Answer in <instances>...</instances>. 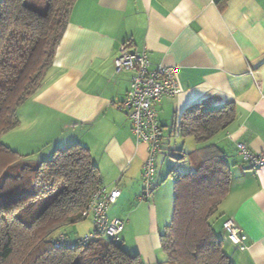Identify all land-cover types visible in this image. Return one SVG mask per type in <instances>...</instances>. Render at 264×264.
I'll return each instance as SVG.
<instances>
[{"label":"crops","instance_id":"obj_1","mask_svg":"<svg viewBox=\"0 0 264 264\" xmlns=\"http://www.w3.org/2000/svg\"><path fill=\"white\" fill-rule=\"evenodd\" d=\"M122 45L145 49L149 69L176 66L181 89L156 106L164 149L148 200L138 199L147 145L136 141L127 113L118 107L133 74L115 67ZM200 101L233 102L235 108L233 122L212 139L231 175L215 231L233 264H264V164L248 166L236 147L242 142L252 153L264 152V0H75L42 88L19 105V122L1 141L29 162L71 143L87 146L105 191L120 190L106 215L124 221L122 246L134 241L144 264H154L162 232L158 181L167 156L174 159L167 177L173 168H192L189 153L196 144L179 134V116ZM177 137L184 146L171 150L170 140ZM226 219L246 235L244 249L225 237ZM90 226L88 215L68 233L75 237Z\"/></svg>","mask_w":264,"mask_h":264},{"label":"trees","instance_id":"obj_2","mask_svg":"<svg viewBox=\"0 0 264 264\" xmlns=\"http://www.w3.org/2000/svg\"><path fill=\"white\" fill-rule=\"evenodd\" d=\"M74 1L44 0L41 9L31 0H0V137L18 124L19 105L42 88ZM234 118L233 102L200 101L181 112L179 134L192 137L196 148L189 153V171H169L174 200L171 220L160 234L166 254L160 264H233L211 218L219 216L231 178L212 139ZM21 158L0 138V264H144L138 253L124 249L121 232L119 241L103 234L110 240L101 235L74 248L58 244L62 237L74 241L83 235L70 237L62 228L88 215L91 230L88 203L104 189L87 146L71 143L37 162Z\"/></svg>","mask_w":264,"mask_h":264},{"label":"built area","instance_id":"obj_3","mask_svg":"<svg viewBox=\"0 0 264 264\" xmlns=\"http://www.w3.org/2000/svg\"><path fill=\"white\" fill-rule=\"evenodd\" d=\"M115 67L117 70L133 72L130 86L118 107L127 113L136 141L147 145V155L141 166L142 191L138 199L148 200L155 188L156 158L163 150L162 128L156 118V105L164 96H172L181 90L177 80V67L159 64L149 69L145 49L128 51L124 45L121 46L120 54L115 58ZM236 147L241 158L248 164L253 167L264 164V152L252 153L242 142H237ZM119 194L120 190L116 186L108 191L97 189L88 203V211L92 214L91 230L74 241H68L62 237L58 244L74 248L85 245L103 234L109 235L114 241H119L124 221L115 217L108 219L106 215L109 205L116 202ZM222 227L225 237L234 245L244 249L242 241L246 235L235 222L232 219H226Z\"/></svg>","mask_w":264,"mask_h":264},{"label":"rangeland","instance_id":"obj_4","mask_svg":"<svg viewBox=\"0 0 264 264\" xmlns=\"http://www.w3.org/2000/svg\"><path fill=\"white\" fill-rule=\"evenodd\" d=\"M30 3L32 6L42 9V6L44 4V0H31ZM2 135H1V137H2ZM9 137L11 138V136H9ZM187 140H188V143H191L190 141H192L191 138H189ZM182 142H183V140L181 139V137L171 138L170 143H169L170 149L171 150L176 149L175 145L177 146V148L179 146H184L183 144H181ZM192 143H193V141H192ZM165 150H167V149H165ZM26 157L22 156L21 160H25ZM171 162H174V159L170 156H167L166 161L163 164L164 169L167 168V171H166L164 177L160 178V180L158 181V184H159L158 189L159 188L161 189L160 190V202L161 203H160L159 208H158V213H159L160 226H161L162 232L164 231L165 225L170 222L171 216H172V208H173V200H174V188H173L172 177L171 176L167 177L168 176V170L171 167V166L167 167V164H169ZM159 164H160V161H157L158 167H159ZM180 168H185V167H184V165H182ZM175 169H178V167ZM155 180H156V175H155ZM219 218H220V216H217L216 218L213 216L211 218L212 226L214 229L216 226L215 222ZM73 225L74 224H69V225L63 227L62 230H65L67 232H70V231L76 232L78 227H72ZM100 239H102L103 241H109L110 237L107 235H103L102 237H100ZM125 249L132 252L130 254H135V252H137L135 242L131 241L130 239L127 240V247ZM165 260H166V254L161 249V246H159V249L157 251V260L155 261L154 264H160L161 262H164Z\"/></svg>","mask_w":264,"mask_h":264}]
</instances>
